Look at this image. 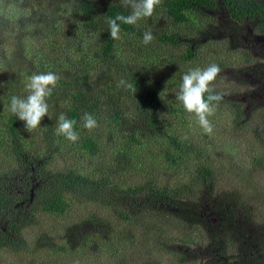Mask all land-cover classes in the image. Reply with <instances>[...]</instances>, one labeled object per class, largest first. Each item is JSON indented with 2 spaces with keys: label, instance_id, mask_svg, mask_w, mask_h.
Returning a JSON list of instances; mask_svg holds the SVG:
<instances>
[{
  "label": "trees",
  "instance_id": "1",
  "mask_svg": "<svg viewBox=\"0 0 264 264\" xmlns=\"http://www.w3.org/2000/svg\"><path fill=\"white\" fill-rule=\"evenodd\" d=\"M22 1L0 0V45L10 28L17 43L26 35L42 43L40 53L24 54L30 67L23 75L51 71L59 81L48 98L53 124L45 123L36 147L22 143V121L0 114V133L11 139V161L0 169V264L7 252L34 264H66L84 252L94 264H200L203 256L212 264L256 262L253 249L248 255L240 249L247 223L261 235L248 244L264 249V106L247 111L232 96L234 81L226 86L222 73L236 64L229 55L212 58L220 49L214 43L224 41L208 30L224 16L230 28L264 34V0H162L152 17L121 25L119 40L105 23L127 14L119 0ZM149 30L154 39L145 45ZM242 55L250 64L251 55ZM213 63L221 69L213 87L222 99L206 134L176 93L189 68ZM16 90L27 95L22 86ZM85 112L97 120L91 131L83 127ZM60 113L76 121L78 141L57 134ZM240 147L251 150L249 163L237 158ZM63 153L85 154L89 171L58 164ZM72 212L73 225L49 232L67 239L54 251L41 248L47 234L28 233L42 218ZM211 213L219 218L215 226Z\"/></svg>",
  "mask_w": 264,
  "mask_h": 264
},
{
  "label": "rangeland",
  "instance_id": "2",
  "mask_svg": "<svg viewBox=\"0 0 264 264\" xmlns=\"http://www.w3.org/2000/svg\"><path fill=\"white\" fill-rule=\"evenodd\" d=\"M27 1L28 0H23L21 6H26L25 4ZM33 1L35 3L38 0H33ZM223 19L224 16H219L218 26L216 27L215 25L214 27L208 30L209 34L215 36L213 37L215 40L224 41L223 43L221 42L219 45L218 43H214V45L220 47V49L216 51L217 54H215V56L212 58L213 59L219 58L220 60L225 55H229L232 59V62L236 64L234 66V70H231L232 68L229 67L222 74L223 76L226 75L229 76L227 78L226 77L224 78V80L227 81L226 86L227 83H230V81L231 84L232 81H234L232 85L235 86L234 89L236 93H233L232 96L246 103L247 111H249L250 108L256 106L257 107L264 106V36H258L253 34L245 26L243 27L241 26L235 29L230 28V24H228L225 21H222ZM160 24L161 26L159 28L162 27V23ZM13 31L14 30L10 28L2 34V36L4 35L5 36H4V40L2 41V44L0 45V47L2 46V48L0 49V56H2V60L0 62V114L1 112L3 113L5 112L6 115H7V111L9 110L5 104L10 102L11 96L17 94L16 87H20V86L24 87L26 94H28L27 89L25 87L28 79L26 78V76L23 75L22 69L30 67V63L28 61L26 62V58L24 57V54H28L31 57L34 54L40 53L38 51H41L43 49L42 43H40L39 45H34L31 37L26 39L27 35L21 38L17 43L15 39V33H13ZM243 52H247L251 55L250 64L247 56L242 55ZM5 60H7V64H6L7 70L3 68V62ZM10 60H13L15 66L12 65L11 67L9 65ZM22 63H25V65H23ZM31 67L35 69L34 66ZM223 84L224 82L219 83L220 86H223ZM46 122L52 123L49 113L48 116H45L43 118V120L41 121V125L37 129H35L32 133H30L25 130L24 122L22 121V123L20 124L21 127L20 137L22 143H24L26 147L32 149L36 147L37 144H39L40 142L39 139L44 135L45 132L44 129H46L45 127ZM10 141L11 139L7 138L5 130L3 133H0V169L11 161ZM237 152H238L237 158H239L241 162L244 161L249 163V159L247 157L252 155L251 150H245L243 147H240V150H238ZM64 154L66 153H63L60 158H57L58 164L63 166L65 165V167L68 168H73L77 170L82 169L89 171L90 165L88 164L89 161H87V157L85 154L80 155L79 159L73 157V155L67 157ZM262 183H264V178H262ZM94 209L96 208L95 207L89 208V210H94ZM89 210L85 209L84 211L87 212ZM82 211L83 210H81V212ZM77 216L78 213L72 212L68 216L67 215L63 216L62 219L58 218L56 220L54 218H48V217L42 218L40 225L30 230L28 233H31V235L34 236H38L39 234H47L49 236L50 231L61 233L63 232L66 225L67 226L73 225L72 223L76 222ZM13 217L14 216H10V218ZM218 221L219 218L213 213H211L209 222H212L213 225L215 226L218 224ZM4 226H5L4 220L3 218H1L0 229H2ZM256 226H257L256 223H252L251 225L250 223H247V225L242 227V228H246L245 235L243 236L246 246L242 247L240 250H242V252H244L245 250L244 255H248L249 251L252 249H253L252 252L257 253V257L255 259L256 262L254 260L252 262H249L250 259H248L245 260L246 264L264 263V258H263L264 249L262 251L261 249L258 251V247L256 245L248 244L252 240L256 244L259 243L261 235L258 232V230L256 231L257 229ZM262 233H263L262 234L263 237L264 232ZM66 242L67 239H65L62 235L56 238L50 237L49 239L47 237L41 243V248L43 250L54 251L56 248L54 244H58V243L64 244ZM45 252L46 251H42V254H44ZM192 255L195 258H197V256L200 255V253L193 251ZM202 255L203 254H201V256ZM40 259H44L43 255L40 257ZM71 259H75L76 261L68 262L69 259H67L66 264H82V263L94 264L95 261L94 258L90 256L89 252H84V254L81 253V254L72 255ZM2 261L3 264H34L35 262V260L30 259L26 255L18 256L10 252H7V254L5 253L4 255H2ZM200 264H212L211 257L209 259L206 256H203L202 259H200Z\"/></svg>",
  "mask_w": 264,
  "mask_h": 264
},
{
  "label": "clouds",
  "instance_id": "3",
  "mask_svg": "<svg viewBox=\"0 0 264 264\" xmlns=\"http://www.w3.org/2000/svg\"><path fill=\"white\" fill-rule=\"evenodd\" d=\"M162 0H119L120 6L127 14L120 13L115 17L109 16L107 24L110 37L113 40L121 38V25H136L140 20L152 17ZM154 39L152 32L146 31L143 36L145 45ZM221 69L217 64L207 67L199 66L189 68L181 78L176 99L182 104L184 110L196 117L197 123L206 134H211L213 127L209 117L214 115L216 105L221 101L222 95L215 92L213 83ZM59 81L54 72H40L28 77L25 85L26 96L13 95L8 104V110L20 121L24 122L25 130L32 133L41 125V121L49 113L48 98L52 95ZM120 84L133 92L136 87L127 81ZM162 94V93H161ZM83 127L89 131L98 126L97 120L90 113L83 115ZM76 121L65 113H60L56 122V132L67 140L76 142L79 133L75 130Z\"/></svg>",
  "mask_w": 264,
  "mask_h": 264
},
{
  "label": "flooded vegetation",
  "instance_id": "4",
  "mask_svg": "<svg viewBox=\"0 0 264 264\" xmlns=\"http://www.w3.org/2000/svg\"><path fill=\"white\" fill-rule=\"evenodd\" d=\"M255 25H257V23H254L253 26H255ZM245 27L248 28V29H249L253 34H255V35H258V36H264L263 33L257 32V31H255V29L253 30V28L250 27V26H245Z\"/></svg>",
  "mask_w": 264,
  "mask_h": 264
}]
</instances>
